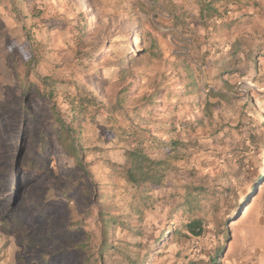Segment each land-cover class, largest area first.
Instances as JSON below:
<instances>
[{"label":"rangeland","instance_id":"1","mask_svg":"<svg viewBox=\"0 0 264 264\" xmlns=\"http://www.w3.org/2000/svg\"><path fill=\"white\" fill-rule=\"evenodd\" d=\"M201 2L0 0V264H114L111 251L99 255L108 214L120 222L109 244L135 260L150 252L146 264H252L264 253V0H220L223 16L207 24ZM230 86L238 107L251 97L262 116L249 112L255 142L239 175L213 152L220 106L213 118L204 112L219 100L210 91ZM81 91L103 105L84 124L85 168L54 142L48 171L22 183V162L37 155L42 130L55 110L68 119L70 97ZM223 109L238 121L236 109ZM133 126L146 129L152 157L170 165L145 198L114 170L128 164L140 135L121 128ZM177 139L181 159L167 143ZM194 182L209 192L183 215ZM192 218L201 235L179 236Z\"/></svg>","mask_w":264,"mask_h":264},{"label":"trees","instance_id":"2","mask_svg":"<svg viewBox=\"0 0 264 264\" xmlns=\"http://www.w3.org/2000/svg\"><path fill=\"white\" fill-rule=\"evenodd\" d=\"M220 0H202L199 6V18L204 24L209 23L212 20H218L223 16L220 6ZM28 88L25 87L26 92ZM234 87L230 86V90H214L210 91L214 97L219 100L215 103L207 101L204 108V112L210 118L214 117L213 107L220 106V110L227 107L236 109L238 114V121L234 122L232 117L226 118L220 111V116L216 122H212V126H215L212 135L216 137V148L213 152L217 153V156L222 160V163H230L231 172L234 174H242L246 171V159L248 158V150L250 146L248 141L255 142V134L252 131H247V120L251 123L257 122L256 119L250 115V113L257 114V117H262L261 114L256 111L252 102V98L248 97L245 104L238 107L236 104L237 96L234 92ZM52 97H54L52 95ZM153 102V100H151ZM70 115L68 119H64L59 111L55 110V119L48 123L46 128L42 130L41 145L37 146V155L30 157L27 161H23L22 173L19 176V180L24 183L33 181L39 178L40 175L48 171V165L45 163V159H51L54 156V142H58L61 149L67 154L68 158L72 160L75 167L85 168V142L83 128L87 119H94L97 112L103 107L98 97L89 92L81 91L76 97H70ZM148 105V104H147ZM147 105L145 107H147ZM144 112H148V108H143ZM250 112V113H249ZM227 120V121H226ZM204 120L199 119L197 124H203ZM257 128L259 127L256 125ZM260 126L264 128V122ZM121 131L125 135H132L137 137L132 144V147L128 150V164L127 165H115L114 170L117 173L123 174L127 182H129L138 193L145 198L152 187L161 186L166 178V175L170 169V165L166 160H158L152 157L151 152L145 145L146 139L143 134L146 129L139 126H133L131 131H127L121 128ZM55 136V137H54ZM54 137V138H53ZM151 142L158 140L156 136L147 138ZM172 145V149L177 152L178 158H183L180 152V148L183 147V142L180 139L167 142ZM51 152V153H50ZM49 155V156H47ZM264 181V173L260 176ZM203 182L199 185L194 183L188 184L186 188V194L184 201L180 205L179 209H182V214L187 212H194L196 209L202 208L201 200L207 198L208 188ZM68 186L63 188L61 196L66 198L69 193L72 192ZM228 190H235V188L229 187ZM103 191V190H102ZM101 190L99 193H103ZM45 204H43V213H47L45 210ZM47 209V208H46ZM49 209V208H48ZM28 215V213H26ZM118 216L114 214H108L107 218L102 217V230L105 234L104 243L100 249V257L108 254L111 251L112 255L118 256V260L114 261V264H146L149 253L140 256L137 255L136 260L133 256H128L125 251L115 248L109 244V238L107 237L110 227H115L119 222ZM184 219V218H183ZM167 229L162 230V234H165ZM186 232L177 233L179 236H187L188 233L194 235H201L202 224L200 219L192 218L183 222L181 230ZM176 231H173L175 233ZM168 238V237H167ZM157 242V241H156ZM155 242V243H156ZM212 264H216L215 262Z\"/></svg>","mask_w":264,"mask_h":264},{"label":"crops","instance_id":"3","mask_svg":"<svg viewBox=\"0 0 264 264\" xmlns=\"http://www.w3.org/2000/svg\"><path fill=\"white\" fill-rule=\"evenodd\" d=\"M252 264H264V253H260L258 256H257V259L255 262H253Z\"/></svg>","mask_w":264,"mask_h":264},{"label":"bare ground","instance_id":"4","mask_svg":"<svg viewBox=\"0 0 264 264\" xmlns=\"http://www.w3.org/2000/svg\"><path fill=\"white\" fill-rule=\"evenodd\" d=\"M96 13H95V11L94 10H92V16L93 17H95L96 15H95Z\"/></svg>","mask_w":264,"mask_h":264}]
</instances>
